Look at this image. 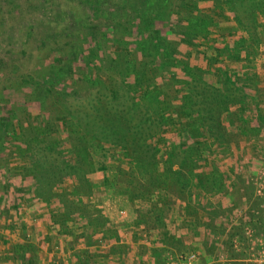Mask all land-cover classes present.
<instances>
[{
    "label": "rangeland",
    "instance_id": "rangeland-1",
    "mask_svg": "<svg viewBox=\"0 0 264 264\" xmlns=\"http://www.w3.org/2000/svg\"><path fill=\"white\" fill-rule=\"evenodd\" d=\"M167 1L164 21L154 22L160 36L156 45L160 49L165 41L166 49H176L180 68L169 66L171 69H168L176 61L175 56L165 53L156 59H146V54L137 48L139 30L144 28L140 15L146 18L155 0L137 1L140 9L128 16L124 15L126 11L121 8L120 0H84L83 5L80 0H0V122L6 124L3 129L9 132L3 136L0 130V146H3L0 150V253L3 255L6 245L2 243V235L9 233L6 230L12 226L17 231L24 226V231L31 224L36 228L51 219L54 225L66 227L76 217L83 219L85 214L94 225L115 227L118 237L125 241L131 237L149 240L159 233L163 237L164 233L168 234L169 208L176 207L178 218L183 217L184 211L188 217L195 208L180 210L182 200L187 201L189 192L202 189L213 197L225 199L215 207L211 208L209 201L208 205L201 204L198 208L206 218L210 212L222 211L221 217L214 214L220 218L221 230L213 237L225 240L222 247L215 246L219 253L209 260L217 264H264V0H242L237 6L228 0ZM98 8L103 11L116 8L117 20L111 15L98 14ZM80 22L95 27L96 31L90 43L80 44L78 60L66 67L56 57L70 53L66 28L78 32L75 26ZM58 49L62 53L56 55ZM54 65L64 67L52 72ZM161 75L166 76L165 80ZM193 79L198 96H189L195 97L192 116L197 117L198 110L212 108L225 134L217 141L195 120L189 129L196 133L198 141V137L188 138L189 144L176 149L173 137L180 141L178 123H185L188 113L183 97L190 92L187 82ZM163 80L164 87L160 85ZM144 88L150 90V96L136 102L153 121L152 132L156 136L148 143L161 152L154 164L147 172L137 173L126 158L116 156L118 150L106 146L107 150L93 147L91 160L82 166L79 157L74 155L75 148L79 147L75 142L86 135V127L90 129L88 132L97 126L114 128L107 124L115 113L114 105L109 103L113 91L119 90L127 100L126 92L138 98ZM43 90L51 91L46 96L45 113L36 101ZM218 91L222 96H218ZM205 94L216 98L204 104ZM175 96L183 100L174 101ZM174 108L179 115L166 121L168 125L162 122L171 118ZM99 114L104 116L100 123ZM78 118L85 120V125L88 121L90 124L75 126L77 134L70 137L68 128ZM252 122L256 125L254 129L260 130L254 139L248 130ZM31 126L49 127L51 132L58 133H51L46 141L55 142L56 137L60 138L62 142L57 145V151L63 150L61 154L48 153L43 144L28 143L27 148ZM193 140L195 145H203L208 151L202 156L191 154L189 145ZM246 140L260 146L251 147L248 153L232 151L231 147L238 148ZM171 152L174 159L168 162ZM36 154L41 155L40 164L33 167ZM247 154L251 157L249 160H246ZM228 162L236 168L230 163L227 165ZM92 163L96 171L85 177ZM75 165L82 171L74 170ZM232 175L245 178L243 185L236 187L240 182L233 184ZM199 177L204 179L201 188L197 183ZM210 178L212 181L215 178L216 183H211ZM83 182H88L90 189ZM115 182V187H111ZM107 186L111 188L109 192ZM228 192L231 194L225 198ZM68 203L82 209L66 221L64 212ZM82 219L74 223L80 234ZM212 233L206 234L210 240ZM45 235L41 238L47 241L49 235ZM225 236H229V241ZM162 239L172 245L177 242L169 236ZM182 249L177 244L166 250V264H202L213 253L207 245H202L200 252Z\"/></svg>",
    "mask_w": 264,
    "mask_h": 264
},
{
    "label": "trees",
    "instance_id": "trees-1",
    "mask_svg": "<svg viewBox=\"0 0 264 264\" xmlns=\"http://www.w3.org/2000/svg\"><path fill=\"white\" fill-rule=\"evenodd\" d=\"M76 1V0H75ZM137 1L139 0H120L121 2V8L126 11V13L124 14L125 16H128L132 14V12H137L140 9V6H137ZM231 5H238L239 3H241L242 0H228ZM47 3V1H45ZM84 0H80V5H83ZM168 1L167 0H155V3L151 4V9L150 11L147 13L148 16L146 18H143L140 15V19L142 21V24H144V28L142 30H139L141 36L139 38V40L137 41V48H140L138 50H140L142 53L146 54V59H156L158 56H163L165 53L171 56H175L176 57V61L171 64L168 65V69L172 68H180L181 67V62L180 60L177 58V52L174 49H166V45L165 41H164V45L162 48L158 49L156 43L160 42V36H159V32L155 29V20H163L164 15L167 16L166 14V5ZM163 4V5H162ZM111 6V5H110ZM118 7V4L115 6ZM156 9H155V8ZM98 11V14H103L104 16L106 15H111L113 18L117 20L118 15L117 12L118 10L115 8L113 11H109V8L106 9V11L103 10H99L96 9V12ZM151 16V17H150ZM76 25V23H75ZM78 28V32L76 31V29H71V28H66V35L65 38L67 39V44H70L71 46H69L67 49L68 52H70L69 54H71V56L68 55H63L60 58L56 57V61L59 60L61 62V64H65L66 67H70L75 61L78 60V52L80 51V48L82 43L84 42H89L90 43V39H92L93 37V32L96 31L95 27H91L89 25L84 24V22H80L78 24V26H75ZM151 39V40H149ZM148 42L150 44H148ZM81 44V45H80ZM144 44H148L147 47H144ZM164 48V49H163ZM168 52V53H167ZM62 53L60 51V49H58V51L56 52L57 54ZM60 64V63H59ZM148 64L146 65V69H147ZM171 66V67H169ZM64 67V65L62 67H57L56 65H54L52 67V72H58L59 70H62V68ZM161 68H164L165 66H160ZM126 68H129L128 65ZM149 68V67H148ZM59 69V70H57ZM186 71L190 74V71L188 68H185ZM167 72V71H164ZM66 77H68V74L65 73ZM168 76V73L166 74ZM161 77H163L161 75ZM164 78V77H163ZM166 78V76H165ZM164 78V80H165ZM164 80L163 82L160 84L162 87H164ZM196 83L195 79L192 80V82H187V84L190 87V92L183 97V99H185L184 103H186V111L188 112L185 119V123L184 122H180L178 123L181 127L180 129V141H178V139L176 137H173L174 139V144L175 147H177L176 149H178V147L180 146V148H184V145L189 144V141L187 140L189 138V140L194 139L195 137H198L196 135V133L194 131H191L189 129V127L191 126V122H195V120L197 122H199L201 125H203V127H205L207 134L210 135L211 138H214L217 141H221V139L223 138L225 131L224 128L222 126L221 128V123L218 119H216L213 112V109L210 107H206L202 110H198L199 114L197 113V117H193L192 113L195 114L194 112V104L193 101H195V97H197V93L195 91V88H193V84ZM192 85V87H191ZM119 89H122V87H118ZM133 90V89H132ZM210 91H217L216 89H207ZM51 91H47V90H43V94L39 95L38 97H36V101L39 102V106H40V110L41 112L43 111V113H45V107H46V96H48V94H50ZM206 92V91H205ZM129 97H128V101L124 99L123 96H121V92L119 93V90H114L112 93V97L109 103H112L114 105L113 109H115V113L113 114V116H110L112 119L107 121V124L109 126H114V128L112 130H109L108 128H103L102 126H97L100 122H102V120L104 119V116L99 114V123L97 121V127L95 128V130L88 132L89 130L84 129L86 135H82L77 142H75V145L78 144L79 147L75 148V154L76 156L79 157V163L83 165H86L88 162V159L91 160L90 155L91 154V149H93V147L99 148L100 150H103L106 146H109L108 149H112L113 150H118L116 153V156H123V158H126L129 162L128 165H133V167H136V171L137 173L139 172H143L146 171L147 169H150L149 166L154 164V162L157 160V156L160 152V150L156 147V146H152L150 145L148 142L150 141V139L154 138L156 135L153 134V121L152 119H150L148 117V114H144V110L141 106V104L139 102H136L138 99L143 98L146 99L148 98L150 95V90L148 88H144L141 90V93L139 94V92L137 94H139V97L137 98L136 95L135 97L129 93L126 92ZM191 94L196 95L194 97V99L192 97H189ZM133 96V97H132ZM218 96H222L220 94V92L218 91ZM212 98H216L213 97L212 94L206 95L205 94V101L204 104L206 102H208ZM178 99V100H177ZM179 96L174 98V101H179ZM182 98L180 100H183ZM150 100H152L150 98ZM164 101V100H163ZM126 106V107H125ZM123 109H125V112H123ZM194 111V112H193ZM110 112V111H109ZM108 112V113H109ZM122 112V113H121ZM120 113V114H119ZM171 114V118H167L162 120V122H169L170 120L172 121V118H174L175 116H178V112L177 109L174 108L173 110H171L170 112ZM234 114V113H233ZM231 118H233L232 116H230ZM180 119V118H179ZM83 120V119H82ZM81 119L78 118V122L74 123L72 122L70 124V127L68 128V136L70 137H75L76 133V128L75 126H82L85 127L86 125L90 124V122H86V125L84 124V121H82ZM88 120V119H87ZM169 120V121H168ZM166 124L168 125L169 123ZM6 124L3 122H0V130L2 131L3 136H8L7 134L9 133L7 130L5 131L3 129V127ZM166 126V125H165ZM53 131L52 129H50L49 127L47 128H37V127H33L31 126L30 129L28 130L29 132V139H27V148H29V144H35L37 146H40L41 144H43L45 146V150L48 153H54L57 151V145L60 144L62 141L60 140V138L56 137V141L55 142H50V141H46L47 137H50V135L55 134L56 132H51ZM83 132V133H84ZM52 133V134H51ZM84 133V134H85ZM58 134V133H57ZM55 134V135H57ZM249 134L251 136L250 130H249ZM27 138V135H25ZM202 136V135H201ZM200 136V138H201ZM2 137V136H1ZM253 137V136H252ZM4 138V137H2ZM199 137L196 139L198 141ZM29 140V141H28ZM61 141V142H60ZM179 142V144L177 143ZM29 143V144H28ZM56 143V144H55ZM72 143V142H71ZM190 152L191 154H199L200 156H202L203 152L208 151L207 147L203 146V145H195V140L191 141L190 143ZM3 149V146H0V150ZM107 150V149H104ZM186 150V149H185ZM63 150L57 151L58 154H61ZM161 153V152H160ZM171 153H169L167 161L169 162L170 160H173L174 158H171ZM193 156V155H192ZM41 155H34L33 157V167H35V165L40 164L39 163V159H40ZM118 158V157H117ZM134 162H136V164H133ZM185 165H187V163H184ZM184 169H186L188 171V173H191V171L189 169H187L186 167H183ZM76 171H82V169L80 167H76V165L73 168ZM146 169V170H145ZM96 171L95 169V165H93V163L91 164V166L88 169V172L85 173V177H87L88 173H94ZM133 174L134 171H132ZM122 175H127V174H122ZM77 176V175H76ZM123 176V177H124ZM122 177V179H123ZM132 181V180H131ZM130 181V182H131ZM199 181L200 183H202L200 177H199ZM83 184L86 186V188L90 189V185L88 184V182H83ZM105 184V183H104ZM131 184V183H128ZM203 184V183H202ZM132 185V184H131ZM38 188V187H37ZM4 198H1V200H3ZM15 202V201H14ZM16 203V202H15ZM65 218L66 221L71 219V215L77 213L79 210H81L82 208H79V205H74V203H68L65 204ZM16 207H19L17 209V211L20 210V206L19 204L16 205ZM24 257L25 259H27V252L24 253Z\"/></svg>",
    "mask_w": 264,
    "mask_h": 264
},
{
    "label": "crops",
    "instance_id": "crops-1",
    "mask_svg": "<svg viewBox=\"0 0 264 264\" xmlns=\"http://www.w3.org/2000/svg\"><path fill=\"white\" fill-rule=\"evenodd\" d=\"M255 126L256 125L252 122V128L248 129L253 136H250L252 139L257 135L256 133H260L259 128L254 129ZM250 143L246 140L241 143L238 148L231 147V149L233 152L241 151L248 153L251 147L260 146L258 145L259 143L255 146ZM250 158V155L247 154L246 160ZM229 163L230 162H228L227 165H229ZM230 164L234 165L236 168L234 163ZM241 164L242 163H240V165ZM236 171H238V169H236ZM215 178L213 181L212 178H210L211 183L216 181ZM230 178L234 179L233 184L240 182L236 187H239V185L242 186L245 180L241 175H232ZM203 180L204 179L201 178L202 183ZM197 183L200 188L203 187L200 181ZM115 185L116 182L111 187H115ZM109 190H111V188L107 186L106 191L109 192ZM188 194L187 201L182 200L183 203H181L179 209L183 210L186 208L189 210L190 208L191 210V208L194 207L195 210H193V214H189L187 217L184 211V218L180 217L181 215L179 216L180 218H178L177 214L179 213L176 207L169 208L168 215L170 216V221H168L167 227L168 234L164 233L163 237L169 236L175 239L177 241L175 242L176 245H172L170 242L165 241V239L163 240L162 234L160 233L158 237H152L149 240H135L131 237L129 241H125L123 237H118L119 233H117L115 227L111 228L106 225H94L89 222L90 217L85 214L83 219L82 216L74 219V223L79 219L83 221L81 224V234L80 231L77 230L79 227L74 225V223H72V225L67 224L66 227H61L59 224L54 225L51 219L47 222L48 225L42 223L35 228V226L31 224L24 231L22 230L24 226H21L18 231L12 229L13 227L16 228L15 225L12 226V228L6 230V232L9 233L2 235V243L6 245L4 246L6 248L3 249L4 255L0 253V258L2 257L0 264H166V250L171 249V247H177V244L179 249L182 247L185 252L189 253L200 252L202 245L205 247L207 245L213 250L210 251L213 253L210 254L209 257H205V263L202 261V264H217L215 261L209 259L219 253V251H215V246L222 247V243L224 242L222 240H225L224 238L220 240L219 237H213L219 235V231L221 230L218 227L220 218H215L214 214L221 217L222 211L210 212L208 214L209 216L207 215L206 218L198 208L201 204H205V206L208 205L209 201L212 202L209 204L212 208L219 202H225V199L224 197H213L212 194L209 195L202 189L200 191H192L191 194L189 192ZM230 194L231 193L228 192L225 198L230 196ZM107 198L109 199L108 196H106V199ZM216 210L218 209L216 208ZM41 213L42 212L39 214L40 216H42ZM44 215L46 217L45 213ZM88 224H91V226H88ZM210 232H213L211 236L212 240L206 237V234ZM42 234H46L45 236L47 237L49 235L47 241L41 238ZM22 237H26L25 240ZM228 237L229 236H227L226 239ZM227 241L229 240L227 239ZM25 252H27V259L24 257ZM205 256L207 255L205 254Z\"/></svg>",
    "mask_w": 264,
    "mask_h": 264
},
{
    "label": "built area",
    "instance_id": "built-area-1",
    "mask_svg": "<svg viewBox=\"0 0 264 264\" xmlns=\"http://www.w3.org/2000/svg\"><path fill=\"white\" fill-rule=\"evenodd\" d=\"M192 258H195V256H192Z\"/></svg>",
    "mask_w": 264,
    "mask_h": 264
}]
</instances>
